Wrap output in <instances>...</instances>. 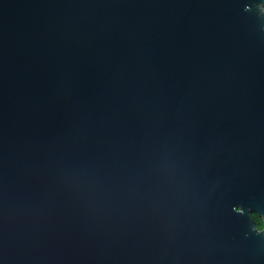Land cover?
<instances>
[{
	"label": "water",
	"instance_id": "1",
	"mask_svg": "<svg viewBox=\"0 0 264 264\" xmlns=\"http://www.w3.org/2000/svg\"><path fill=\"white\" fill-rule=\"evenodd\" d=\"M264 0H0V264H264Z\"/></svg>",
	"mask_w": 264,
	"mask_h": 264
},
{
	"label": "trees",
	"instance_id": "2",
	"mask_svg": "<svg viewBox=\"0 0 264 264\" xmlns=\"http://www.w3.org/2000/svg\"><path fill=\"white\" fill-rule=\"evenodd\" d=\"M252 218L254 220L255 226L258 229H263L264 228V224L262 223V220H261V218L258 215L252 213Z\"/></svg>",
	"mask_w": 264,
	"mask_h": 264
}]
</instances>
